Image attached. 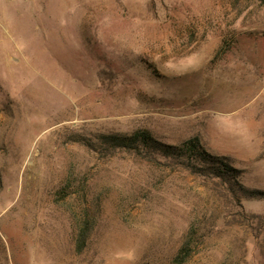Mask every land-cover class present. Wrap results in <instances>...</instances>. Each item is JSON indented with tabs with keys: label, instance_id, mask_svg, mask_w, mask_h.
I'll return each mask as SVG.
<instances>
[{
	"label": "rangeland",
	"instance_id": "1",
	"mask_svg": "<svg viewBox=\"0 0 264 264\" xmlns=\"http://www.w3.org/2000/svg\"><path fill=\"white\" fill-rule=\"evenodd\" d=\"M0 264H264V0H0Z\"/></svg>",
	"mask_w": 264,
	"mask_h": 264
},
{
	"label": "trees",
	"instance_id": "2",
	"mask_svg": "<svg viewBox=\"0 0 264 264\" xmlns=\"http://www.w3.org/2000/svg\"><path fill=\"white\" fill-rule=\"evenodd\" d=\"M100 144L103 147L112 150H124L134 152L140 156L151 158V154L159 155L166 159L179 161L182 166L192 174L203 172L204 170L213 178L220 180L232 181L237 178V171L233 169L225 157H217L208 154L198 144L197 140H189L179 146H164L154 141L147 132L137 131L131 136H102L99 138ZM91 230V225L88 222H83L78 227L76 247L81 250ZM184 247L180 250L181 257L187 254Z\"/></svg>",
	"mask_w": 264,
	"mask_h": 264
}]
</instances>
